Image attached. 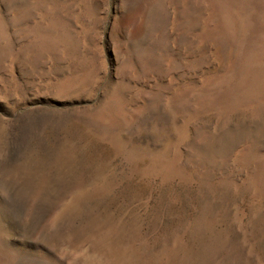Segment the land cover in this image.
<instances>
[{
	"label": "rangeland",
	"instance_id": "obj_1",
	"mask_svg": "<svg viewBox=\"0 0 264 264\" xmlns=\"http://www.w3.org/2000/svg\"><path fill=\"white\" fill-rule=\"evenodd\" d=\"M0 264H264V0H0Z\"/></svg>",
	"mask_w": 264,
	"mask_h": 264
}]
</instances>
